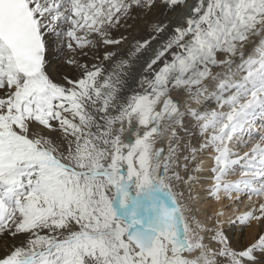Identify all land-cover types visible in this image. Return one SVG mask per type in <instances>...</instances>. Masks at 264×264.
<instances>
[{
  "label": "snow or ice",
  "instance_id": "snow-or-ice-1",
  "mask_svg": "<svg viewBox=\"0 0 264 264\" xmlns=\"http://www.w3.org/2000/svg\"><path fill=\"white\" fill-rule=\"evenodd\" d=\"M0 264H264V0H0Z\"/></svg>",
  "mask_w": 264,
  "mask_h": 264
}]
</instances>
